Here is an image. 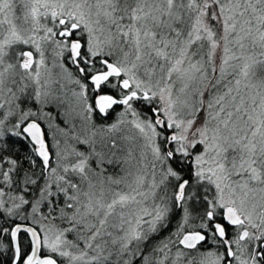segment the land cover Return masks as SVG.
Masks as SVG:
<instances>
[{"label": "snow or ice", "instance_id": "1", "mask_svg": "<svg viewBox=\"0 0 264 264\" xmlns=\"http://www.w3.org/2000/svg\"><path fill=\"white\" fill-rule=\"evenodd\" d=\"M0 264H264V0H0Z\"/></svg>", "mask_w": 264, "mask_h": 264}]
</instances>
